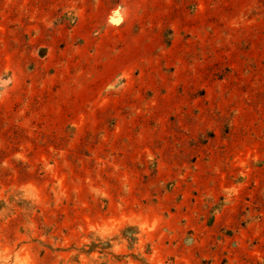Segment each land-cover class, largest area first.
I'll return each mask as SVG.
<instances>
[{
	"label": "rangeland",
	"instance_id": "rangeland-1",
	"mask_svg": "<svg viewBox=\"0 0 264 264\" xmlns=\"http://www.w3.org/2000/svg\"><path fill=\"white\" fill-rule=\"evenodd\" d=\"M0 264H264V0H0Z\"/></svg>",
	"mask_w": 264,
	"mask_h": 264
}]
</instances>
